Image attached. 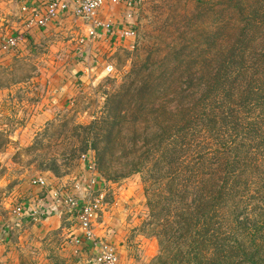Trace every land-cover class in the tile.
Masks as SVG:
<instances>
[{
    "label": "rangeland",
    "instance_id": "rangeland-1",
    "mask_svg": "<svg viewBox=\"0 0 264 264\" xmlns=\"http://www.w3.org/2000/svg\"><path fill=\"white\" fill-rule=\"evenodd\" d=\"M135 2L136 39L100 51L97 57L103 60H90L92 51L85 58V53L79 50L86 48L78 46L84 37L77 36L75 22L69 21L44 39H32L35 41L32 51L23 50L26 45H22L15 52L16 60L11 67L0 69V209L8 208L11 216H18L15 211L12 213L13 208L22 206L28 200L25 198L29 188L37 186L34 181L43 178L49 190L72 194L81 204L100 201L92 229L99 230L104 243L115 250L120 264H159L156 234L161 231L162 221L153 217L149 225L147 191L151 190V183L143 173L129 174L126 165L139 156H131L132 151L140 148L146 151L155 137L151 111L164 106L169 110L170 106L159 100L147 108L132 106L128 115L123 113L124 118L116 120L115 113L110 112L109 96L116 92L123 94L120 88L132 71L146 72L143 80L137 79L140 87L157 82L156 72L166 70L163 68L171 67V63L186 66L191 52L205 57L206 52H218V40L233 43L245 20L249 16L255 18L253 3L257 2ZM178 53H182L179 60H168ZM89 63L90 68L101 65L93 78L84 76L79 69L80 65L89 68ZM106 63L114 68L110 75L103 72ZM162 99L168 102L167 97ZM98 121L102 130L115 122L121 143L115 155L109 151L104 156V145L100 143L98 147L103 135L91 128ZM90 162L95 165L94 172L89 170ZM0 217L4 223L8 216L0 211ZM67 217V222L80 228L75 215ZM22 220L17 217L15 222L20 226H11L16 264L75 263L67 261L70 254L67 244L72 245L76 236L73 229L45 244L39 236L41 221L22 223ZM172 257L170 264H179L178 255L173 253Z\"/></svg>",
    "mask_w": 264,
    "mask_h": 264
},
{
    "label": "trees",
    "instance_id": "trees-1",
    "mask_svg": "<svg viewBox=\"0 0 264 264\" xmlns=\"http://www.w3.org/2000/svg\"><path fill=\"white\" fill-rule=\"evenodd\" d=\"M256 2L233 43L218 40V52L205 57L191 52L186 66L171 63L140 87L146 72L132 71L123 94L109 96L116 120L132 106H170L151 111L155 137L126 165L151 183L149 225L162 221L159 264L173 253L179 264H264V0ZM93 127L104 156L115 155V122Z\"/></svg>",
    "mask_w": 264,
    "mask_h": 264
},
{
    "label": "crops",
    "instance_id": "crops-1",
    "mask_svg": "<svg viewBox=\"0 0 264 264\" xmlns=\"http://www.w3.org/2000/svg\"><path fill=\"white\" fill-rule=\"evenodd\" d=\"M29 5L30 7L33 6H39L38 3H34V0H0V43L1 38L5 36H16L20 31H23L24 23L21 22L20 19V10L22 7ZM126 11V5L125 3H114L113 1L109 2L105 7H103L100 12L99 16L104 21H117L121 20L123 14ZM71 22L74 24L76 28L79 30L77 36L78 37H84L87 34L88 26L87 24L78 23L75 18L72 16H64L63 19L60 21L55 22L54 24L48 26L44 29L36 28L33 30V32L26 36L27 37V45L22 43L27 52L32 47V39H39L42 37V39L48 37V34L53 31L55 28L62 26L65 22ZM21 23L18 25V23ZM123 43L118 40H113L112 38H107L101 40L100 42L94 44L90 51H92L90 60L98 58V53L100 55V51H104V49L111 47L112 49L116 48L119 44ZM80 44H78L79 46ZM85 48V47H83ZM97 48H100L99 51H96ZM103 49V50H101ZM85 50V49H82ZM32 51V50H31ZM87 51V50H86ZM79 52V51H77ZM90 56V54H89ZM88 56V57H89ZM87 58V57H86ZM15 59V53H9L3 56V61L1 60L0 69L3 68H9L14 63ZM89 60V61H90ZM98 60H103L102 58H98ZM93 64V63H92ZM107 64V63H106ZM105 64V66H106ZM91 63H89V68L84 67L83 65H80L79 69L82 71L84 76H87L89 78H93L95 75H98V71L95 72V70L100 67L101 65L97 66H91ZM104 70V69H103ZM30 192L26 195L25 199H28L27 201L22 203V206L18 208H13L12 213L15 211V214L17 209L22 208V210H29V211H35L38 213V218H36V221H33L30 214H27L26 212H20V214H17L18 216H11L10 211L8 208L0 209V211H5V214L8 216L3 223V217H0V264H16L17 256L15 255L14 248H13V242H11V235H12V227H19L20 225L16 224L17 217H21L23 220L22 223L26 222H40L39 224V236L41 237V240H45V244H49L51 242H55V238L57 235L65 236L66 234H69L71 229L75 231L76 235L73 239L72 245H69L68 251H70V254H68L67 261L69 263L72 262V260H75V263L73 264H96L95 259L97 257V250L99 249V244L104 243L103 239L101 238V233L99 230L93 231L94 239L88 240L83 231L78 228L77 226L74 227V225L70 224L68 221L67 216H73L75 214H72L70 210L63 205L57 204L53 199V192L55 190H49L47 187L42 188L40 186H34L29 188ZM65 194V192H62ZM56 206V207H54ZM76 216V215H75ZM12 226V227H11ZM26 243V240L24 242H21V245L24 246ZM75 243L77 245H75ZM55 244V243H53ZM61 247V246H60ZM75 252V256L73 258L72 252ZM73 252V253H74ZM40 255L45 253H39ZM5 255V257H4ZM43 260V259H42Z\"/></svg>",
    "mask_w": 264,
    "mask_h": 264
},
{
    "label": "built area",
    "instance_id": "built-area-1",
    "mask_svg": "<svg viewBox=\"0 0 264 264\" xmlns=\"http://www.w3.org/2000/svg\"><path fill=\"white\" fill-rule=\"evenodd\" d=\"M33 1V0H32ZM125 3L126 11L121 20L104 21L99 16L100 10L109 2ZM39 6L30 7L26 5L20 10V19L24 23L23 31L16 36H5L1 38L0 43V64L3 56L9 53L20 51L22 43H27V37L34 29H44L48 26L60 21L64 16H72L78 23L87 24L88 31L85 38H81L79 44L86 50H79L85 53V58L89 56L92 46L101 40L112 38L125 44L132 43L136 39V15L137 5L135 0H34ZM84 57V55H82ZM113 66L107 63L104 67L106 75L112 74ZM95 165L90 162L89 170L94 172ZM97 179V178H96ZM34 184L46 188L48 186L46 180L37 178ZM98 184V181H97ZM54 201L57 204L66 206L72 214L76 215L80 229L85 237L90 240L94 239L92 224L97 217L99 202L95 200L92 203L81 204L72 194H62L53 192ZM23 212L22 208L17 209L16 213ZM30 214L33 221L38 218L35 211L25 210ZM96 264H120L115 250L108 244H99L97 250Z\"/></svg>",
    "mask_w": 264,
    "mask_h": 264
}]
</instances>
